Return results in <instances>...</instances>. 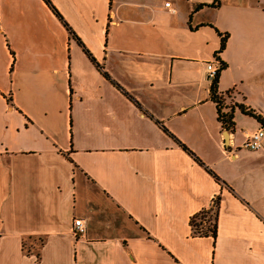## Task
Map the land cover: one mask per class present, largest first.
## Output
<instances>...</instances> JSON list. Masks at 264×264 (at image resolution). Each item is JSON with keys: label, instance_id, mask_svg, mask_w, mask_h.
<instances>
[{"label": "crops", "instance_id": "crops-1", "mask_svg": "<svg viewBox=\"0 0 264 264\" xmlns=\"http://www.w3.org/2000/svg\"><path fill=\"white\" fill-rule=\"evenodd\" d=\"M48 1L82 46L44 0H0V264H264L260 124L224 131L206 71L227 34L218 91L264 119V0Z\"/></svg>", "mask_w": 264, "mask_h": 264}, {"label": "trees", "instance_id": "trees-1", "mask_svg": "<svg viewBox=\"0 0 264 264\" xmlns=\"http://www.w3.org/2000/svg\"><path fill=\"white\" fill-rule=\"evenodd\" d=\"M44 2L51 9V11L56 15V17L62 22L63 26L69 32L70 36L82 46L78 38L74 35V33L69 28V26L63 21L62 17L55 10V8L51 5V3L48 0H44ZM211 5L212 7L217 8L218 2H216L215 0H212ZM227 38H228L227 34H223L221 36L219 49L214 55V59L217 65L219 66V70L210 85V98H211V101L215 105L217 122L220 124L221 128L224 131L231 132L235 126L234 112L236 109L241 115L251 118L255 120L256 122H258L260 124V127L264 129V119L258 113H256L251 108L244 106L243 104H234L233 106H227L224 102L222 95L218 91L219 74L221 71H223L226 68V65L218 60V56L220 53L224 51ZM83 50L85 54L89 57L91 62H93L98 69H101V67L95 62L93 57L89 54V52L84 47H83ZM103 74L108 80L111 81V83L116 88L122 90L121 87H119L113 80H111L110 77L106 73H103ZM176 142L181 146V148L185 152L190 154L199 165L203 166V164L197 158H195L194 155L184 145L180 144L177 140ZM205 169L208 171V173H210L215 178L217 182H219V179L211 171H209L207 168ZM218 208H219V197H216L211 202V205L208 208L199 211L198 213L194 214L190 218L189 226L191 228V234L193 236L195 237L210 236L215 240V237L217 234ZM40 243H42L41 240H39V244Z\"/></svg>", "mask_w": 264, "mask_h": 264}, {"label": "built area", "instance_id": "built-area-1", "mask_svg": "<svg viewBox=\"0 0 264 264\" xmlns=\"http://www.w3.org/2000/svg\"><path fill=\"white\" fill-rule=\"evenodd\" d=\"M164 6L166 8H169L170 2H165ZM218 70H219V66L217 65L215 59H213L212 61L206 64L207 79L209 80V82L213 81V79L217 75ZM263 140H264V129L260 127L258 130H256L255 132L251 133L249 136L246 137L240 148L248 151H256L263 147L262 144ZM215 198H213V200ZM84 230H85V226L82 220L80 219L73 220L72 232L75 236L78 234L81 235L84 232Z\"/></svg>", "mask_w": 264, "mask_h": 264}, {"label": "water", "instance_id": "water-1", "mask_svg": "<svg viewBox=\"0 0 264 264\" xmlns=\"http://www.w3.org/2000/svg\"><path fill=\"white\" fill-rule=\"evenodd\" d=\"M224 136L227 137V132H224Z\"/></svg>", "mask_w": 264, "mask_h": 264}, {"label": "rangeland", "instance_id": "rangeland-1", "mask_svg": "<svg viewBox=\"0 0 264 264\" xmlns=\"http://www.w3.org/2000/svg\"><path fill=\"white\" fill-rule=\"evenodd\" d=\"M37 244H39V242L37 241Z\"/></svg>", "mask_w": 264, "mask_h": 264}]
</instances>
